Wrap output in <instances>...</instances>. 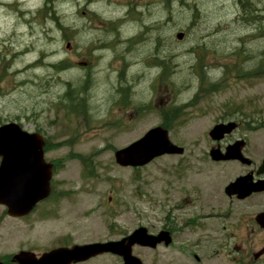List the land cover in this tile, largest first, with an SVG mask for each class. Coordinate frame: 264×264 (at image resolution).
<instances>
[{
  "label": "rangeland",
  "instance_id": "1",
  "mask_svg": "<svg viewBox=\"0 0 264 264\" xmlns=\"http://www.w3.org/2000/svg\"><path fill=\"white\" fill-rule=\"evenodd\" d=\"M23 1L24 9L34 3ZM127 1L53 0L25 26H13L0 5V53L25 46L29 53L15 68L35 57L22 75L0 68V92L10 93V111L24 104L48 137L74 241L165 225L171 244L133 249L144 264H264V229L253 220L264 193L224 194L252 166L211 161L217 141L207 134L234 117L239 127L221 146L242 137L253 168L264 158V64L255 70L264 58V0ZM63 60L67 67L56 71L52 64ZM67 82L84 86L71 102ZM168 109V137L183 154L118 165L114 151L162 124ZM84 264L121 263L101 254Z\"/></svg>",
  "mask_w": 264,
  "mask_h": 264
},
{
  "label": "flooded vegetation",
  "instance_id": "2",
  "mask_svg": "<svg viewBox=\"0 0 264 264\" xmlns=\"http://www.w3.org/2000/svg\"><path fill=\"white\" fill-rule=\"evenodd\" d=\"M125 1L128 2L127 0ZM23 2V0L0 1V5L6 6L8 12L15 17L16 22L13 26H25V20H31L32 18L30 17L32 15L40 16L42 4L48 5L53 0H34V3L29 4L27 9H24L22 6ZM28 53L29 50L25 49V46L19 49L14 48V50L8 53L1 52V71H9L14 75L26 73V68L30 64L35 63V57H31L32 62L30 64L26 65L24 62L19 68H15V66L17 62L23 61ZM10 68L14 69L10 71ZM19 81L18 84H26L27 78ZM8 94L10 93L5 94L0 92L2 96L0 97V128L5 127V130L11 134L8 133L6 136L10 141L7 148L4 149V155L0 154V264H84L88 260L73 262L68 257L69 250L77 242L74 241V225L72 220L66 218L67 210L64 209L65 205L60 203L63 200L64 193L56 192V187H54L53 177L56 175L57 169L54 159H50L47 156L48 150L46 145L48 137L41 129V126L35 124L32 116L26 115L24 104H21L20 108L14 107V110L10 111L9 102L5 96ZM23 99L24 96L21 95L17 99L13 98L12 102L15 104V100L18 103ZM238 127L239 123L237 122L236 128ZM22 132L30 134L38 133L43 136L45 141L43 146L44 160L51 164L52 171L48 194L31 204H28V202L32 199V195L35 194V190L31 186L34 185L35 189L36 182L35 180L30 181L28 185L31 186H28L25 178L26 176L35 175L37 171L35 168H31V165H26L25 156H21L18 150L17 145H19ZM232 133H230V136ZM244 140L243 153L247 144L246 139ZM219 145L221 147V144ZM250 162L249 166H252V169L249 171L254 173L256 168H253V161L250 160ZM2 163L3 166H1ZM263 177L264 175L255 174L252 180L255 181ZM27 192V202H25ZM260 193H264V190L252 192L247 197ZM247 197L245 196L244 199ZM192 204L193 202L188 205ZM162 228L173 237V231L170 227L164 225ZM87 242L89 241L77 244ZM136 247L140 246L133 245L132 252ZM116 257L121 263L122 258L117 255Z\"/></svg>",
  "mask_w": 264,
  "mask_h": 264
},
{
  "label": "water",
  "instance_id": "3",
  "mask_svg": "<svg viewBox=\"0 0 264 264\" xmlns=\"http://www.w3.org/2000/svg\"><path fill=\"white\" fill-rule=\"evenodd\" d=\"M183 32H177V39H181ZM235 127V122H217L209 130L208 135L214 141L221 140L225 134H228ZM6 128H0V154L4 155V149L7 148L10 139L7 138L9 133ZM10 134V133H9ZM11 135V134H10ZM44 140L40 134H30L27 132L21 133L19 145H17L21 156H25L27 166L35 168V175L26 176L28 182H36L33 187L35 194L28 202L31 204L43 197L49 192V179L51 176V164L46 163L43 158ZM244 146L243 139H237L233 143L225 146L224 151L221 150L219 144L211 147L209 156L212 160H238L242 164H250V160L242 153ZM183 148L174 144L168 138V130L160 125L150 127L144 134L131 142L130 144L114 151V160L121 166H142L149 162L154 157L163 154H181ZM3 166V163L1 164ZM256 174L264 173V158L258 166ZM27 190V189H26ZM264 190V179L252 181V173L237 176L230 181L225 187L224 192L228 196L236 195L238 198H243L251 191ZM34 192V191H33ZM28 192L26 193L25 202H27ZM255 221L260 227H264V212H259L255 215ZM171 242V236L166 230H159L157 233H149L145 226H138L128 235L115 240L94 241L84 244H74L69 250L68 257L73 262L86 260L97 254L110 252L122 257V264H143L142 260L132 253L134 244L155 248L159 243L168 245Z\"/></svg>",
  "mask_w": 264,
  "mask_h": 264
},
{
  "label": "trees",
  "instance_id": "4",
  "mask_svg": "<svg viewBox=\"0 0 264 264\" xmlns=\"http://www.w3.org/2000/svg\"><path fill=\"white\" fill-rule=\"evenodd\" d=\"M245 17V16H244ZM246 18V17H245ZM257 25H256V28L258 27V25L260 24V23H256ZM264 64V58H262V62L261 63H259L258 62V64H257V67L255 68V70H260L259 68H262V65ZM52 66H53V68L54 69H56V71H60V70H64L66 67H67V63H66V61H60V62H58V63H53L52 64ZM67 89L65 90V92H64V99H67L69 102H71V101H73V99L75 98V97H79L78 95H79V93L80 92H82L84 89V86H78L77 87V89H75V88H73L71 85H70V83L69 82H67ZM78 91H80V92H78ZM79 110V109H78ZM174 109H171V110H167L166 111V113H164V115H163V125L164 126H167V121H168V119H173V117H174ZM227 119H231L230 117H227ZM233 119H236V118H234L233 117ZM237 121V120H236ZM238 123L240 122V121H237Z\"/></svg>",
  "mask_w": 264,
  "mask_h": 264
},
{
  "label": "bare ground",
  "instance_id": "5",
  "mask_svg": "<svg viewBox=\"0 0 264 264\" xmlns=\"http://www.w3.org/2000/svg\"><path fill=\"white\" fill-rule=\"evenodd\" d=\"M131 22V21H130Z\"/></svg>",
  "mask_w": 264,
  "mask_h": 264
}]
</instances>
